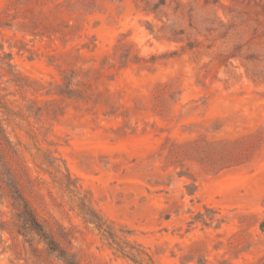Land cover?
Instances as JSON below:
<instances>
[{
  "label": "rangeland",
  "instance_id": "374dc122",
  "mask_svg": "<svg viewBox=\"0 0 264 264\" xmlns=\"http://www.w3.org/2000/svg\"><path fill=\"white\" fill-rule=\"evenodd\" d=\"M7 172L75 264H264V0H0V264H66Z\"/></svg>",
  "mask_w": 264,
  "mask_h": 264
},
{
  "label": "trees",
  "instance_id": "16d2710c",
  "mask_svg": "<svg viewBox=\"0 0 264 264\" xmlns=\"http://www.w3.org/2000/svg\"><path fill=\"white\" fill-rule=\"evenodd\" d=\"M7 175L8 178L6 179L5 186L8 188L15 206L17 207V218L18 221H20L19 228L26 229L36 234L42 241H44L49 252L58 253L59 256L64 259L66 264H75L72 256L68 255L51 234L43 229L42 224L37 220L28 202L23 197L19 188L15 185V176H12V173L10 172H7ZM89 213L96 217V214L93 211L89 210Z\"/></svg>",
  "mask_w": 264,
  "mask_h": 264
}]
</instances>
